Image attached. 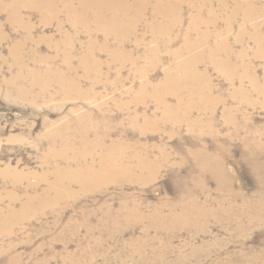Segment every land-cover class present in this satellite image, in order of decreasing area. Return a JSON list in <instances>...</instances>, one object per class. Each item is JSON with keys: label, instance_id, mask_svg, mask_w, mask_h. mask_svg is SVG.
<instances>
[{"label": "rangeland", "instance_id": "1", "mask_svg": "<svg viewBox=\"0 0 264 264\" xmlns=\"http://www.w3.org/2000/svg\"><path fill=\"white\" fill-rule=\"evenodd\" d=\"M85 1L134 29L0 7V264H264V0ZM87 151L127 172H54Z\"/></svg>", "mask_w": 264, "mask_h": 264}, {"label": "bare ground", "instance_id": "2", "mask_svg": "<svg viewBox=\"0 0 264 264\" xmlns=\"http://www.w3.org/2000/svg\"><path fill=\"white\" fill-rule=\"evenodd\" d=\"M102 1V0H101ZM157 4L155 6V10L157 13H162V15H164L166 22H164V28L166 30H170L173 28L174 25H176L179 22V18L176 17L175 19H170L169 15L171 13H177V9L179 6V2L177 1H171V0H156ZM85 0H81L82 6L84 7L81 10H77L76 8H73V5H70L69 2L62 4L66 7V10L68 12V16L75 22H79V21H83V23L85 24V26L87 25V23H89L92 19H90L89 22H87L86 19V14L87 12H91L92 9L94 10V6H92L88 1H87V6H85ZM99 2V1H98ZM98 2H96L95 4H97V8L95 9V12H91L95 13L97 12V14L95 15V20L99 21V22H104L106 26V30L109 29L110 32L114 31V32H118V31H124V30H131L133 28V26L135 25L136 22V18H129L127 15L126 10L129 9L130 7H133L136 5L135 3L133 4H129L125 1H120L119 4H114L115 6H111V14L107 16L103 14L102 12V8L101 6H103L102 4H99ZM143 2V1H141ZM110 3V2H109ZM105 4V3H104ZM107 4V2H106ZM108 5V4H107ZM139 5V4H137ZM249 5V4H248ZM19 6H24L28 9L33 10L34 8H38L40 9V11L46 12V11H50L51 14L55 15L57 13L58 10H56L57 5L55 3V0H11V1H6V0H0V7L2 8H10V9H17ZM140 6V5H139ZM106 7V6H105ZM141 7V6H140ZM101 8V9H100ZM180 8V6H179ZM263 9V7H262ZM91 10V11H90ZM98 10V11H97ZM108 10V12H109ZM104 11V10H103ZM140 11V10H139ZM264 11V10H263ZM106 12V11H105ZM138 12V11H137ZM258 12V11H257ZM260 12V11H259ZM140 14V13H139ZM90 17V15L88 16ZM93 17V16H92ZM136 17V16H135ZM167 17V18H166ZM94 20V19H93ZM92 20V21H93ZM72 21V22H73ZM96 21V22H97ZM74 22V23H75ZM102 23L100 24V27L102 25ZM163 26V25H161ZM160 26V27H161ZM104 28V27H103ZM163 28V27H162ZM134 29V28H133ZM163 30V29H162ZM165 31V30H163ZM108 32V31H107ZM171 32V31H170ZM220 46V45H219ZM191 47L190 44H187L185 46V48H189ZM18 54V53H17ZM16 61V60H15ZM21 61V59H20ZM18 62V61H17ZM15 62V63H17ZM191 62H184L181 64H178L177 67H184L186 64H190ZM23 64V63H22ZM21 66V65H20ZM25 66V65H23ZM22 68V67H21ZM34 70L32 69V72ZM30 72V74L32 73ZM193 72V71H192ZM20 74V73H18ZM29 74V73H28ZM36 75V73H33V75ZM195 74V72H194ZM22 75V74H21ZM32 75V74H31ZM41 79H43L44 81L47 79L49 81V77L51 75V72L48 71L47 73L45 72L44 74H39ZM26 76V75H25ZM24 76V77H25ZM17 77V76H16ZM16 77H14L16 79ZM21 77V76H20ZM172 74L169 72L167 73L165 79L163 81H161L159 84H157V89L158 91L161 93L165 92V88L167 87L168 89L171 88L170 83H172L173 78H172ZM35 78V77H34ZM38 78V77H37ZM22 79V78H21ZM40 79V80H41ZM38 80V81H40ZM46 80V81H47ZM63 84H67L66 86H68L69 82L66 81L63 78L59 79ZM175 80V79H174ZM12 81V80H11ZM34 81V80H32ZM33 83V82H32ZM38 83V82H37ZM35 84V83H34ZM42 84V83H41ZM45 85V84H43ZM71 85V84H70ZM65 86V88H66ZM19 87V86H18ZM46 87V86H45ZM68 88V87H67ZM70 88V87H69ZM25 89V88H24ZM27 90V89H26ZM23 91V90H22ZM157 91V90H156ZM22 93V92H21ZM154 93V92H153ZM157 94V93H156ZM160 94V93H159ZM157 94V95H159ZM25 95V94H24ZM160 97V95H159ZM162 97V96H161ZM163 99V98H162ZM161 99V100H162ZM180 100V99H179ZM166 103V102H165ZM164 103V105H165ZM166 106V105H165ZM188 110V109H187ZM66 148V147H65ZM114 148V147H113ZM69 150V149H68ZM62 151V150H61ZM66 151V150H65ZM92 151V150H91ZM91 151H87V153H83L82 155H80V153H75L73 155H71L70 157L67 158H63V163H57L54 166V172L56 174H60L63 173L65 174V176H68V178L71 180H75V181H87L88 183H91L93 181H96V179H102L105 178L106 176H108L110 173L114 174V175H119L120 173H123L124 171L127 170V165H124L122 162H118L119 157H113L111 155H107L105 156L102 160H100L99 162V166L97 168H95L94 162L90 161V160H86V157L89 158L90 156L93 155V152L91 153ZM62 153V152H61ZM65 153V152H64ZM67 153V152H66ZM114 153V152H113ZM59 155V154H58ZM106 155V154H105ZM122 155V154H121ZM66 157V156H65ZM102 157V156H101ZM57 158V157H56ZM59 159V158H58ZM122 163V164H121ZM142 164V163H141ZM148 164V163H147ZM150 165V164H149ZM141 167V165H140ZM143 169V167H142ZM130 171V170H128ZM127 172V171H126ZM57 176V175H55ZM62 176V175H61ZM111 176V175H110ZM60 177V176H59ZM67 178V177H66ZM57 179V178H55ZM68 179V180H69ZM65 180V179H64ZM59 183V182H58ZM68 183V182H67ZM84 183V182H83ZM33 198V197H32ZM32 200V199H31ZM27 201L30 202V199H28ZM263 206H260V209H262ZM191 210V209H190ZM188 211V210H187ZM194 211V209H193ZM262 212V210H259ZM188 215V214H187ZM260 215V214H259ZM172 220V219H171Z\"/></svg>", "mask_w": 264, "mask_h": 264}]
</instances>
